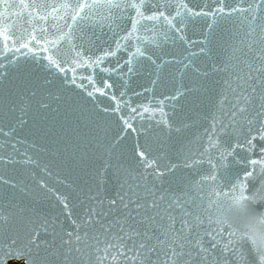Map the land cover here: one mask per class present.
Returning a JSON list of instances; mask_svg holds the SVG:
<instances>
[{
	"label": "snow or ice",
	"instance_id": "snow-or-ice-1",
	"mask_svg": "<svg viewBox=\"0 0 264 264\" xmlns=\"http://www.w3.org/2000/svg\"><path fill=\"white\" fill-rule=\"evenodd\" d=\"M0 264H264V0H0Z\"/></svg>",
	"mask_w": 264,
	"mask_h": 264
},
{
	"label": "water",
	"instance_id": "water-1",
	"mask_svg": "<svg viewBox=\"0 0 264 264\" xmlns=\"http://www.w3.org/2000/svg\"><path fill=\"white\" fill-rule=\"evenodd\" d=\"M102 73H98V78L99 76H102ZM143 82V81H141ZM29 140H32V137H28ZM36 143L39 144L41 147H45V145L39 140V138H36ZM50 147V146H49ZM42 159H47V156L44 153H41ZM37 173L39 174V169H36ZM53 175L51 177H46L48 180V183L50 186L59 188L62 191H68L69 189H66L63 184L60 183V181L64 180L65 176L67 175L63 171H58L57 169H53ZM26 182L30 183V181L26 180ZM18 195H20L18 193ZM45 208L49 211H52L53 213L58 212L59 208L56 206V202L54 199L46 201L45 202Z\"/></svg>",
	"mask_w": 264,
	"mask_h": 264
}]
</instances>
